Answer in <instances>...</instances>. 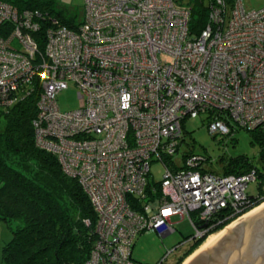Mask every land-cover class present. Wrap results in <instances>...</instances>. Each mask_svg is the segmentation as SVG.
I'll return each mask as SVG.
<instances>
[{
  "label": "built area",
  "instance_id": "1",
  "mask_svg": "<svg viewBox=\"0 0 264 264\" xmlns=\"http://www.w3.org/2000/svg\"><path fill=\"white\" fill-rule=\"evenodd\" d=\"M203 1L207 25L195 33L183 0H85L75 27L0 0V108L39 88L36 144L97 216L86 264H136L137 237L172 233L175 217L190 221L196 242L249 213L255 169L218 176L194 154L174 165L189 119L206 115L213 136L264 133V9ZM70 83L81 106L63 112L57 96ZM154 161L166 168L160 182L150 181Z\"/></svg>",
  "mask_w": 264,
  "mask_h": 264
},
{
  "label": "trees",
  "instance_id": "2",
  "mask_svg": "<svg viewBox=\"0 0 264 264\" xmlns=\"http://www.w3.org/2000/svg\"><path fill=\"white\" fill-rule=\"evenodd\" d=\"M183 1L192 9L191 30L201 32L208 20L206 4L203 0ZM6 2L21 10L48 11L64 25L75 27L54 10L52 0ZM37 88L8 110L0 108L7 122L0 132V221L8 223L13 232L3 249V264H86L96 241L97 216L78 181L63 172L56 156L36 144L33 121L38 113ZM251 136L253 142L262 145L264 153V133ZM253 169L259 175L260 193L258 198L250 195L252 203L246 212L264 201V162L254 165L248 158L239 157L227 165L224 174L241 175ZM232 221H225L211 234H218ZM206 238L190 242L176 264H183Z\"/></svg>",
  "mask_w": 264,
  "mask_h": 264
},
{
  "label": "rangeland",
  "instance_id": "3",
  "mask_svg": "<svg viewBox=\"0 0 264 264\" xmlns=\"http://www.w3.org/2000/svg\"><path fill=\"white\" fill-rule=\"evenodd\" d=\"M57 1L63 6L61 8H64V6L65 8L67 7V11L57 9L58 12H63L62 14H64L67 20L74 24H80L84 20L85 0ZM242 1L245 9L249 12L264 9V0ZM57 101L63 112L78 110L81 106V101L78 98V88L76 85L70 83L68 89L58 94ZM6 126V119L2 116L0 110V132H3ZM179 143V150L174 155V165L176 167H182L184 165V157L188 154L204 156L208 160L203 165V169L218 176H223L227 165L239 157L248 158L254 165H263V147L261 144L253 142L251 133L244 130H236L230 136H213L208 129L206 115L189 119L186 122ZM165 173L166 168L163 163L159 161L151 163V182L162 181ZM259 187V180L251 182L247 188V193L256 198L260 193ZM245 216L244 218H247ZM173 223L175 225L172 233L158 234L155 230L151 229L141 233L137 237L133 248V260L136 264H176L179 261L183 254L190 248L192 243L188 241L196 232L188 219L181 220L179 217H175ZM12 238L13 232L11 226L4 221H0V264H3V249ZM165 258L166 260H164Z\"/></svg>",
  "mask_w": 264,
  "mask_h": 264
},
{
  "label": "water",
  "instance_id": "4",
  "mask_svg": "<svg viewBox=\"0 0 264 264\" xmlns=\"http://www.w3.org/2000/svg\"><path fill=\"white\" fill-rule=\"evenodd\" d=\"M236 222L188 264H264V208Z\"/></svg>",
  "mask_w": 264,
  "mask_h": 264
},
{
  "label": "bare ground",
  "instance_id": "5",
  "mask_svg": "<svg viewBox=\"0 0 264 264\" xmlns=\"http://www.w3.org/2000/svg\"><path fill=\"white\" fill-rule=\"evenodd\" d=\"M264 204V203H263ZM262 208H264V205L263 206H259V208L256 210H254L252 213H250L249 215L245 216V217H249L250 215L254 214L255 212L261 210ZM241 219H245L244 217H242ZM237 222L233 223L231 226L228 227L231 228L233 227L234 225H236ZM227 230L225 231H221L219 234L217 235H212L210 236L207 241L201 246V248L195 253L193 254L191 257H189L188 259H186L185 263L184 264H188L192 259H194L199 253H201L205 248H207L211 243H213L215 240H217L218 238H220L221 236H223L225 234Z\"/></svg>",
  "mask_w": 264,
  "mask_h": 264
},
{
  "label": "crops",
  "instance_id": "6",
  "mask_svg": "<svg viewBox=\"0 0 264 264\" xmlns=\"http://www.w3.org/2000/svg\"><path fill=\"white\" fill-rule=\"evenodd\" d=\"M6 1H12V2H15L16 3V2H20V1H24L25 2V1H28V0H6ZM52 1H53V8H54V10H56V11H57V9H64L65 11L68 10L67 7L65 8V6H64V8H61L63 6H61V4H59L57 0H52ZM58 13H61V15L63 16V18H65L64 14H62L63 13L62 11L61 12H58Z\"/></svg>",
  "mask_w": 264,
  "mask_h": 264
}]
</instances>
